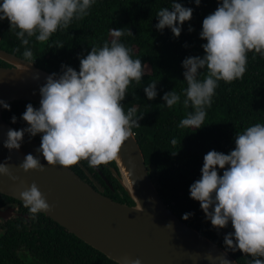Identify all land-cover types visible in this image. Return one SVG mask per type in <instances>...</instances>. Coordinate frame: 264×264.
<instances>
[{
    "label": "clouds",
    "instance_id": "clouds-1",
    "mask_svg": "<svg viewBox=\"0 0 264 264\" xmlns=\"http://www.w3.org/2000/svg\"><path fill=\"white\" fill-rule=\"evenodd\" d=\"M96 2L0 0V21L7 19L10 30L27 46L29 38L46 42L54 33L68 29L73 20L87 16ZM200 3L201 0H195L197 6ZM192 15V8L172 0L170 8L163 7L157 12L155 27L161 32L168 28L178 38L182 25ZM193 30L189 26L188 31ZM125 34L122 28H112L110 43L91 47L86 56L79 57V71L62 64L60 73L46 77L39 88V107L28 103L21 116L27 127L9 129L3 146L9 152L18 151L26 133L30 138L41 134L36 152L42 154L49 166L70 168L86 160L90 167H98L117 159L122 145L131 137L132 129L140 126L138 121L142 118L137 116L135 107L125 112L122 101L130 84L140 83L145 74L141 59H134L131 50L121 42L120 37ZM127 34L132 32L129 30ZM199 37L206 41L201 45L204 54L182 61L187 84L182 89L184 99L181 101V93L174 90L162 97V106L168 108L181 103L186 108L191 106L193 111L178 127L195 131L204 125L219 81L232 83L242 79L249 52L264 57V0H218L216 10L203 19ZM63 46L57 43L58 48ZM23 60L27 65L34 63L28 47ZM143 91L148 100L155 99L157 83L148 84ZM0 106L11 110L4 100H0ZM16 121L13 115L11 122ZM176 143L173 139L172 144ZM234 143L228 154L211 150L204 155L201 176L190 185L189 195L199 202L205 219L217 232L231 224L234 231L223 238L226 252L239 250L251 258L249 264H264V123H255L237 133ZM9 160L7 157L0 163V175L15 181L17 177L10 172ZM19 167L26 173L45 170L40 157L31 153L24 156ZM19 195L32 218L51 210L35 183ZM192 215L184 213L182 219L188 220ZM211 259L218 264H231L225 255ZM123 264L142 261L125 257Z\"/></svg>",
    "mask_w": 264,
    "mask_h": 264
},
{
    "label": "trees",
    "instance_id": "trees-1",
    "mask_svg": "<svg viewBox=\"0 0 264 264\" xmlns=\"http://www.w3.org/2000/svg\"><path fill=\"white\" fill-rule=\"evenodd\" d=\"M176 2L193 9L191 20L182 25L178 38L168 28L161 32L155 27L158 23L157 12L163 7L170 8L172 0H97L88 10L87 16L73 20L68 29L54 33L46 42H38L33 37L29 38V44L25 46L15 31L10 30L9 21H0V49L23 59V52L28 47L33 52L34 64L51 74L60 73L62 64L79 71V57L86 56L91 47L110 43L113 38L111 29L122 28L126 34L120 37L121 42L131 50L134 59H141L145 69L141 82L133 81L130 84L122 104L125 112L135 107L137 116L142 117L138 121L140 126L134 127L132 131L144 154L150 176L165 205L178 218L225 250L224 235L234 229L229 223L217 232L211 222L205 219L199 202L190 198L189 188L200 178L203 157L207 152L216 150L228 154L235 147L234 138L237 133L255 123H264V57L249 52L242 79L232 83L219 81L201 128L196 131L179 128V122L193 109L191 106L184 107L182 103L172 108L162 106V97L166 92L174 90L181 93V101L184 99L182 89L187 84L184 81L182 61L188 56L204 54L201 45L206 41L199 37L202 21L216 10L218 0H201L199 6L195 0ZM189 26L194 30L189 32ZM129 30L132 34H127ZM58 42L64 46L58 48ZM0 67L8 65L0 61ZM150 83H157L158 94L153 100H148L143 91ZM28 103H10V111L3 109L4 120L18 130L27 127L21 116ZM32 104L39 107L38 104ZM13 115L17 117L16 123L11 122ZM31 138L41 143V134ZM173 139L177 141L176 144H172ZM81 162L97 179L104 182L105 178L109 182L115 190L112 192L107 186L111 198L118 201L123 194L131 203L111 173L110 168L116 167L113 160L98 167H90L86 160ZM70 168L74 169L72 166ZM78 174L82 177V173ZM187 212L193 215L188 220L182 219V215ZM38 215L47 222L45 225L39 223L37 227L33 226L32 251L38 257L36 260L52 261V264H118L44 214ZM227 252L239 264H249L251 258L239 250Z\"/></svg>",
    "mask_w": 264,
    "mask_h": 264
},
{
    "label": "water",
    "instance_id": "water-1",
    "mask_svg": "<svg viewBox=\"0 0 264 264\" xmlns=\"http://www.w3.org/2000/svg\"><path fill=\"white\" fill-rule=\"evenodd\" d=\"M0 61L8 65L0 67V100L39 105V88L51 73L2 49ZM3 109L0 106V163L10 157L8 166L17 179L0 175V194L22 202L20 192L35 183L51 207L42 214L118 264L125 257L139 258L142 264H218L211 258L219 255L239 264L165 205L133 131L113 160L116 167L110 168L131 200L126 204L106 197L103 189L93 188L71 168L47 165L36 152L40 143L26 134L20 149L9 152L3 146L6 132L18 129L4 120ZM29 153L40 157L43 172L26 173L19 167Z\"/></svg>",
    "mask_w": 264,
    "mask_h": 264
},
{
    "label": "flooded vegetation",
    "instance_id": "flooded-vegetation-1",
    "mask_svg": "<svg viewBox=\"0 0 264 264\" xmlns=\"http://www.w3.org/2000/svg\"><path fill=\"white\" fill-rule=\"evenodd\" d=\"M72 167L80 177L78 172L82 173L81 178L86 183L95 189L98 187L103 189L106 197L116 201L107 192V186L111 188L112 192L115 190L105 178L104 182L97 179L81 161ZM98 171L102 173L100 170ZM117 202L130 204L123 194L119 196ZM46 222L40 215L32 218L28 209L23 206V202L0 194V264H52V261L48 263L47 260H36L38 257L34 256L35 253L32 251V231L39 223L45 225Z\"/></svg>",
    "mask_w": 264,
    "mask_h": 264
}]
</instances>
